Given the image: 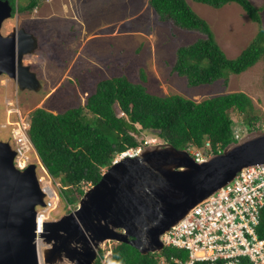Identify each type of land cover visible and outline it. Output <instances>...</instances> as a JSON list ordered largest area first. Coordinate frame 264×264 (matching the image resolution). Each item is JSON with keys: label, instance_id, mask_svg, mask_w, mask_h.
I'll return each mask as SVG.
<instances>
[{"label": "rangeland", "instance_id": "rangeland-1", "mask_svg": "<svg viewBox=\"0 0 264 264\" xmlns=\"http://www.w3.org/2000/svg\"><path fill=\"white\" fill-rule=\"evenodd\" d=\"M29 1H15V14L3 23L1 33L5 36L12 29L24 28L36 38L37 48L24 57L23 64L32 66L38 73L42 89L38 93L18 92L14 82L0 78V135L4 137L7 132L6 140L9 130L21 122L15 113L17 110L28 128L26 122L31 120L35 109L57 115L68 109L84 107L99 81L120 76L141 83L152 95H179L197 103L230 93H244L252 102L253 115L258 118L254 124L256 129L252 130L264 129V70L261 61L241 75L229 76L226 82L220 80L212 85L189 87L185 78L172 72L175 52L180 46L191 45L205 37L182 31L170 23H159L149 0H38L35 9L19 13L18 8L28 5ZM185 1L206 21L216 42L230 59L239 56L257 34V25L236 4L216 10L193 0ZM248 1L262 9L260 16L264 28V0ZM115 111L121 115L117 107ZM230 117L235 132H246L241 114L231 111ZM4 126L7 128L2 129ZM136 129L135 137L141 145L163 143L155 131L141 130L138 125ZM27 147L25 157L30 161L29 165L36 164L38 179L45 178L57 195L55 207L50 212V221H57L74 211L81 197L69 189L67 194L75 201L67 204L66 198L61 196L60 178H51L38 156L33 154L31 143ZM136 152L129 151L128 154ZM90 187L86 185L85 192ZM117 245L105 242L100 246L99 252L104 253L101 264L110 259Z\"/></svg>", "mask_w": 264, "mask_h": 264}, {"label": "water", "instance_id": "water-1", "mask_svg": "<svg viewBox=\"0 0 264 264\" xmlns=\"http://www.w3.org/2000/svg\"><path fill=\"white\" fill-rule=\"evenodd\" d=\"M12 11L0 0V76L14 79L21 90L38 91L40 82L23 64L37 48L36 38L23 29L1 33ZM16 154L0 142V264H94L105 242L127 244L143 256L162 253L161 237L192 208L242 170L264 166V129L244 132L200 163L171 144H143L114 162L74 211L45 222L39 236L36 208L45 206V194L36 164L18 170ZM37 239L44 246L39 252Z\"/></svg>", "mask_w": 264, "mask_h": 264}, {"label": "trees", "instance_id": "trees-1", "mask_svg": "<svg viewBox=\"0 0 264 264\" xmlns=\"http://www.w3.org/2000/svg\"><path fill=\"white\" fill-rule=\"evenodd\" d=\"M15 14V1L7 0ZM216 10L236 4L257 25V34L239 56L230 59L216 42L209 25L185 0H149L159 23H170L185 32L204 35L175 52L172 72L186 79L189 87L212 85L231 75H241L260 61L264 70V28L260 12L248 0H193ZM38 0L18 8L19 13L32 11ZM142 80L145 78L142 77ZM264 85V76H263ZM119 109L121 115L115 111ZM243 116L245 131H252L255 117L253 105L244 93H230L194 102L179 95L159 97L147 92L141 83L126 76L104 79L96 84L84 107H76L54 115L44 109L32 113L29 137L38 158L52 178H60L61 196L67 204L75 201L67 194L74 190L82 197L86 185L93 186L117 156L141 147L135 137L141 130H152L164 143L180 150L203 149L209 142L211 153H217L235 141L230 112ZM90 114V117L88 114ZM206 154H210L208 150ZM66 188V189H65ZM66 194V195H65ZM69 195V196H68ZM257 235L264 239V207ZM104 253H98L94 264H101ZM185 252L165 249L160 254L141 255L127 244H118L105 264H174L185 260Z\"/></svg>", "mask_w": 264, "mask_h": 264}, {"label": "built area", "instance_id": "built-area-1", "mask_svg": "<svg viewBox=\"0 0 264 264\" xmlns=\"http://www.w3.org/2000/svg\"><path fill=\"white\" fill-rule=\"evenodd\" d=\"M11 134L17 145L14 165L22 171L29 165L25 157L29 150L27 145H30L27 127L17 125ZM234 137L237 140L239 135ZM206 150L211 151L208 142L203 149L191 152L196 163L211 155V152L206 154ZM41 179L38 182L45 194V206L36 208L38 236L43 224L50 221V212L57 199L54 189L46 191ZM263 207L264 166L244 169L232 182L192 208L161 237L164 250L185 252V260L176 259L174 264H264V239L257 235ZM36 244L38 252L43 249L41 240L37 239Z\"/></svg>", "mask_w": 264, "mask_h": 264}, {"label": "flooded vegetation", "instance_id": "flooded-vegetation-1", "mask_svg": "<svg viewBox=\"0 0 264 264\" xmlns=\"http://www.w3.org/2000/svg\"><path fill=\"white\" fill-rule=\"evenodd\" d=\"M19 29H23V30H25L24 28H16V29H12V31L10 32V33H8L7 35H9V34H12V33H16L15 31H17V30H19ZM26 31V30H25ZM27 32V31H26ZM28 33V32H27ZM6 36V35H5ZM30 55V54H29ZM27 56V55H26ZM26 56H24V57H26ZM23 61H24V58H23ZM26 66H29V68H30V71L31 72H33L35 75H36V77H37V79H38V73H36L35 72V70H33V67L32 66H30V65H26ZM1 77H5V78H7L8 80H10V81H12V82H14V84L16 85V89H17V91L18 92H34V93H38V91H40L41 89H42V84H41V82H40V80L38 79V81L40 82V85H41V88L38 90V91H33V90H28V89H25V90H21L20 88H19V86H18V84L16 83V81L14 80V79H12V78H9L7 75H1L0 76V78ZM38 109V108H37ZM37 109H35V110H37ZM39 109H41V108H39ZM34 110V111H35ZM33 111V112H34ZM15 113H17L18 114V120L20 119L21 120V122H20V124H16V126L17 125H21V124H23L24 123V121H22V116H21V114H20V112H19V110H17ZM9 115H10V113H9ZM31 121V120H30ZM30 121H28V122H26L28 125H29V127L27 128V131H28V135H29V128H30ZM10 127H12V125L13 124H8ZM5 128H7L6 126H4L2 129H5ZM1 129V130H2ZM12 129L13 128H11L10 130H9V132H8V134H9V137H8V140H6V136H7V132L4 134V137H1V135H0V142H6V141H8L7 143H9L10 141H12L13 143H14V140H13V138H12ZM0 133H1V131H0ZM29 140H30V138H29ZM30 143H31V145H32V149H34V155L35 156H38L37 155V152H36V150H35V148H34V146H33V144H32V142H31V140H30ZM10 145H11V147L14 149V147L12 146V144H11V142L9 143ZM30 162V161H29Z\"/></svg>", "mask_w": 264, "mask_h": 264}, {"label": "clouds", "instance_id": "clouds-1", "mask_svg": "<svg viewBox=\"0 0 264 264\" xmlns=\"http://www.w3.org/2000/svg\"><path fill=\"white\" fill-rule=\"evenodd\" d=\"M12 9H13V8H12ZM12 12H13V11H12ZM11 17H12V16H11ZM235 134H236V133H234V136H235ZM238 135H239V134H238ZM241 135H242V134H241ZM241 135H239V137H240ZM208 143H209V142H208ZM138 150H139V149H138ZM138 150H137V151H138ZM195 150H196V149H194V148H193V150H191V149L187 150L188 153H189V155H190L192 158H193V156L191 155V152H193V151H195ZM221 151H222V150H220V151L217 152V153H211V154H219V153H221ZM125 154H128V153H125ZM125 154H122L121 157L124 156ZM128 155H130V154H128ZM121 157H120V158H121ZM113 163H114V162H113ZM41 165H42V164H41ZM42 167H43V166H42ZM43 249H44V248H43ZM43 249H42V250H43Z\"/></svg>", "mask_w": 264, "mask_h": 264}, {"label": "bare ground", "instance_id": "bare-ground-1", "mask_svg": "<svg viewBox=\"0 0 264 264\" xmlns=\"http://www.w3.org/2000/svg\"><path fill=\"white\" fill-rule=\"evenodd\" d=\"M127 155H128V154H125V156H127ZM41 182H42V184L44 185L46 191H48L49 189H52L51 185H50L48 182L45 181V178H42V179H41ZM108 253H109V252H108Z\"/></svg>", "mask_w": 264, "mask_h": 264}]
</instances>
